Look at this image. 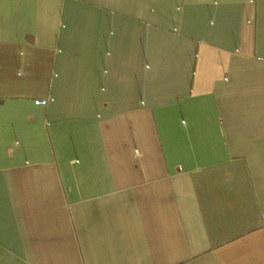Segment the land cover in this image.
I'll return each instance as SVG.
<instances>
[{
  "label": "crops",
  "instance_id": "0c3cea01",
  "mask_svg": "<svg viewBox=\"0 0 264 264\" xmlns=\"http://www.w3.org/2000/svg\"><path fill=\"white\" fill-rule=\"evenodd\" d=\"M0 264H264V0H0Z\"/></svg>",
  "mask_w": 264,
  "mask_h": 264
}]
</instances>
